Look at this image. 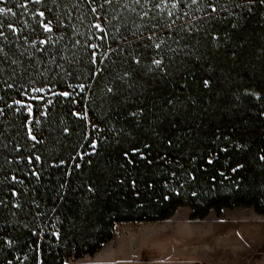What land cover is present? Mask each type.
Segmentation results:
<instances>
[{"label": "trees", "instance_id": "trees-1", "mask_svg": "<svg viewBox=\"0 0 264 264\" xmlns=\"http://www.w3.org/2000/svg\"><path fill=\"white\" fill-rule=\"evenodd\" d=\"M101 3L0 0V264L182 207L264 217V3Z\"/></svg>", "mask_w": 264, "mask_h": 264}, {"label": "rangeland", "instance_id": "rangeland-1", "mask_svg": "<svg viewBox=\"0 0 264 264\" xmlns=\"http://www.w3.org/2000/svg\"><path fill=\"white\" fill-rule=\"evenodd\" d=\"M70 264H264V217L236 208L191 220L182 207L165 221L116 224L95 256Z\"/></svg>", "mask_w": 264, "mask_h": 264}, {"label": "snow or ice", "instance_id": "snow-or-ice-1", "mask_svg": "<svg viewBox=\"0 0 264 264\" xmlns=\"http://www.w3.org/2000/svg\"><path fill=\"white\" fill-rule=\"evenodd\" d=\"M31 2H32V3H35V4H39V3L42 2V0H31ZM93 2H94V0H88V3H89V4H91V3H93ZM136 2L139 3L140 0H136ZM146 2H147V0H146ZM179 2H180V0H177V3H179ZM193 2H195V0H193ZM261 2L264 3V0H261ZM110 3H112V0H103V3L99 4L98 6H99V7H103L104 4H110ZM2 11H3V9H0V12H2ZM92 11L95 12V11H96V8H92ZM213 11H215V8H213ZM39 15H40V16H44V13H43V12H40ZM8 27H9V28H12V25L9 24ZM95 27L99 28L100 25L97 24V25H95ZM44 28H45L46 31H51V30H52V29L49 27L48 24H45V25H44ZM13 31H15V29H13ZM0 35H3V33H0ZM157 47H159V46L157 45ZM153 62H154L155 64H160V61H159V60H154ZM31 138H32V139H35V136H32ZM37 159H39V158H37ZM261 159H264V157H261Z\"/></svg>", "mask_w": 264, "mask_h": 264}, {"label": "crops", "instance_id": "crops-1", "mask_svg": "<svg viewBox=\"0 0 264 264\" xmlns=\"http://www.w3.org/2000/svg\"><path fill=\"white\" fill-rule=\"evenodd\" d=\"M238 209V208H237Z\"/></svg>", "mask_w": 264, "mask_h": 264}]
</instances>
